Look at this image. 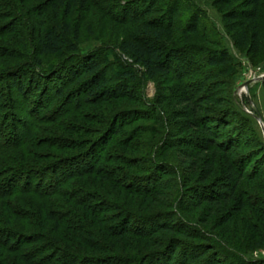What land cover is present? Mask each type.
<instances>
[{
    "label": "trees",
    "instance_id": "obj_1",
    "mask_svg": "<svg viewBox=\"0 0 264 264\" xmlns=\"http://www.w3.org/2000/svg\"><path fill=\"white\" fill-rule=\"evenodd\" d=\"M140 1L141 8L127 7L123 22L142 23V31L119 44V50L140 70L108 75L111 70H104L105 62L86 58L64 78L68 82L57 88L52 99L80 109L75 96L82 93L87 104L101 107L109 101H136L131 83L138 76L167 86L171 96L163 95L153 104L163 118L153 115V119L167 132L166 138L173 134L176 140L164 144L167 150L161 158L153 152L158 144L153 146L146 156L149 173L136 177L126 175L125 169L137 171L142 160L132 161L122 153L111 158L110 148L121 146L124 129L151 117L148 113L115 114L102 134L109 137L103 140L101 135L96 141L97 130L91 138L79 140L74 124L60 122L58 114L64 111L60 114L67 117L68 110L49 112L52 104L38 110L43 93L37 94L38 109L29 110L24 121L15 115L17 98H26L34 84L39 88L43 82L55 85L56 76L61 83L65 74L57 70L61 64L49 67L44 60L79 54L82 23L78 14L106 10L118 0H0V47L10 49L5 56L0 53V84L1 77H6L9 80L2 85L15 90L5 99L0 93V264H223L222 259L232 264H264L247 259L248 252L264 249V143L252 139L250 145L254 143L258 152L248 156L249 162L248 157L241 158L246 140L230 119L232 110L225 109L230 101L221 96L232 91L229 83L236 73L235 60L220 41L213 42L204 61L211 75L202 76L203 86L209 83L217 93L210 94L203 86L191 89L192 69L199 66V58L190 53L198 48L182 46L183 39L206 41L200 24L206 14L189 3V15L180 28L182 9L176 6L177 0ZM209 1L222 13L236 48L255 60L264 56V0ZM102 3H106L103 8ZM156 13L163 15L162 20L146 18ZM108 16L117 18L112 10ZM167 106L174 111L168 112ZM5 117L13 122L11 131L2 121ZM30 119L36 123L26 124ZM119 121H123L121 128ZM171 121L176 123L172 130ZM19 124L26 128L24 137L16 127ZM136 135L130 134V140ZM125 143V149H131L130 142ZM174 144L180 166L168 160ZM110 164L117 165L115 175L108 171ZM64 166L68 168L65 175L59 172ZM116 177L120 191L134 204L141 199L147 215L135 218L125 206L111 202V196L89 189L93 183L99 191H113ZM146 182L155 186L135 188ZM82 186L89 191L79 189ZM79 194L85 198H77ZM179 247H185L181 253Z\"/></svg>",
    "mask_w": 264,
    "mask_h": 264
},
{
    "label": "rangeland",
    "instance_id": "obj_2",
    "mask_svg": "<svg viewBox=\"0 0 264 264\" xmlns=\"http://www.w3.org/2000/svg\"><path fill=\"white\" fill-rule=\"evenodd\" d=\"M117 1V0H116ZM176 1V0H175ZM128 3V5H127ZM141 1L140 0H118L117 4L114 6L112 4L109 5L111 7H107L109 12L112 10L114 14H117V18H111L108 16L109 12L106 10H98V11H91V12H81L78 14V21L82 23V31H81V45H80V52L78 55L74 56H68V59H58V58H46L44 60L45 65L52 67L59 66L57 68L58 72L63 71L62 76L59 74V77L56 78V82H58L55 85H50L49 83L46 85L45 82L41 83L43 86L39 88L41 85L34 84L31 91H28L27 97H18V107H17V113L15 114L16 117L19 119L20 122L22 120L24 121L26 117V113L29 110L38 109L36 107V101L38 100V95H43V100H38V104H40V108L38 110H43L44 105L52 104L49 112H52L53 110L57 113L59 110H68L70 112V115L67 117H63L60 113H64V111H61L57 116L60 118V122L65 121V125L71 124L78 128L77 132H79V135L76 137V139L79 140H87L91 138V132L98 131L97 134L93 137V140L96 141L98 138L103 134L104 130L107 127V123L111 121L112 118H114L115 114H132L136 115L139 114V116H143V114L148 113L151 115V117L147 119H140L136 123H133L132 125L126 127L124 129V134L121 136V140L119 143L121 146H118L116 148H110V156L113 158V156L120 155V153L124 154L127 157H130L132 161L133 159H137L139 161L142 160L141 165L138 164L137 171H141V173H138L137 171H131L130 169L126 168V175L131 174L135 175L136 177H142L147 175L146 173H149V163L147 161L146 157L150 152L151 148L158 144L157 148L153 151L154 156L157 158H161L163 154L166 152V148L164 147V144L169 143L170 141L173 142L176 140V136L174 137L173 134H170L168 138H166V131L163 132L160 125H158V119H153V115L158 116L160 120H162V114L156 113L153 109V104L155 101L161 97L171 96V93L167 91L166 87L162 85L159 81H149V80H142L140 76H138L137 80L131 83L133 95L136 97V101H128L127 99H122L121 101H109L107 104L102 105L101 107L92 106L86 103V95L82 93L76 94L75 98L80 99V109L75 107L73 103H69L66 105V101L60 102V101H54L52 100L55 96V92L57 88L65 86L68 81L65 83V79L67 80L70 76V71L73 70V68H76L78 66H81L80 60H85L86 58H99L103 62H105V69H110L111 71L107 72L108 75H114L119 76L124 71L130 70V71H136L140 70L137 65H134L132 60H129L125 57V55L119 50V44L120 42L129 37L131 34L135 33H141L142 30H140V27L142 26V23L134 25L133 23H124L123 19L124 12L128 10V8H131L132 6H138L140 7ZM191 3L195 7L199 8L206 14V18L200 22L201 27L206 32V41H202L200 39H194L189 43L183 39V45H193L197 46L198 51H194L191 54L193 58H196L198 60V67H193V75L195 82L191 84V89H201L203 86V76L205 74L211 75V71L206 67L204 61L205 57L208 55V51L211 50V46L213 42L220 41L224 48H226L232 57L235 60L236 64V73L232 80L229 83V87H231L232 91L230 93H224L221 96L224 98V100H229L230 103H226V110H232L229 113L230 119L235 122V128L237 130L241 131L243 140L245 139L246 142H243L241 152L243 153L242 159L252 156L254 152H258L257 147L254 145H250V141L253 139L255 141L264 143V88H263V82H258L259 78L264 77V56H261L258 59H252L248 57L245 53L240 52L234 42L232 41L231 37L227 34L224 24H223V18L222 13L218 10V8L214 7L213 3L209 0H177V5L181 7L182 12L180 14L182 20V25L178 22V27H182L185 23V19L189 13L186 10V6ZM103 6H106V3H102ZM128 7V8H127ZM114 8V9H113ZM127 8V9H126ZM160 12V9H158ZM143 12V8L141 10ZM139 15V14H138ZM161 14L156 13L155 15L148 16V20H162ZM30 20H34L32 17L29 18ZM184 21V22H183ZM184 27V26H183ZM182 27V28H183ZM202 35H204L202 33ZM181 39V37H180ZM182 41V39H181ZM4 45V44H3ZM8 46L6 48L0 47V53L5 56ZM14 50L16 48L14 47ZM1 55V56H2ZM201 57V58H200ZM203 57V62H202ZM201 60V61H200ZM8 62L16 63V60L14 59H8ZM76 72V71H75ZM140 72V71H139ZM19 75V72H18ZM65 78V79H64ZM2 83L0 84V93H4L6 98V94L9 91L15 92V90H12L10 85L4 86L2 84L7 83L9 79H6V77H1ZM47 81L50 79H46ZM64 81V82H63ZM9 83V82H8ZM249 83V85H247ZM10 84V83H9ZM2 85V86H1ZM27 86V85H26ZM206 88V92L210 94H216L213 90L212 86H209V83H206L204 86ZM228 87V89H229ZM177 91V90H176ZM179 91V90H178ZM200 91V90H199ZM73 92V96L75 93ZM213 92V93H212ZM39 93V94H38ZM38 94V95H37ZM52 100V101H51ZM8 102V99L6 100ZM51 101V102H50ZM16 105V103H15ZM168 112H173L174 108H169ZM2 108V107H0ZM78 109V110H77ZM53 111V112H54ZM220 111V110H219ZM39 114V113H38ZM49 114V113H48ZM61 116V117H60ZM154 116V117H155ZM142 118V117H140ZM259 118H261L262 123L259 122ZM3 123H5V126L7 127L9 131L12 130L13 122L11 119L5 117L2 118ZM36 123L35 120L30 119L29 123ZM120 123L117 125L118 127H122L123 121H119ZM24 123V122H23ZM163 123L166 124L165 121ZM20 125V124H19ZM62 125V124H61ZM45 126V125H44ZM176 126L175 122H169V128L173 129V127ZM18 130L23 131L21 137H24L26 134V128L22 125L16 126ZM171 129V130H172ZM110 130V129H108ZM59 132V131H58ZM83 132V133H82ZM109 132V131H108ZM107 132V133H108ZM63 133V131H62ZM61 133V135H62ZM110 133V132H109ZM130 134H137L136 138L134 140H130L129 137ZM102 135V136H103ZM176 135V134H175ZM69 136L64 133V137ZM73 136V135H72ZM75 136V135H74ZM93 136V135H92ZM109 135L103 136V140L107 139ZM174 137V138H173ZM67 139V138H66ZM102 140V141H103ZM248 140V142H247ZM93 141V142H94ZM125 142H130L129 145L131 146V149L126 150L125 147L128 145ZM99 143V142H98ZM99 149V147H97ZM185 149L187 147H184ZM96 149V148H95ZM94 152H97V150ZM158 150V151H157ZM261 150V149H260ZM178 151V146L174 144V147L172 150L168 152L170 154L169 156V162L176 166H180V161L178 162L176 153ZM95 154V153H93ZM108 155V153H107ZM84 158H81L80 160H83ZM247 162L250 161V158H246ZM79 160V161H80ZM138 161V162H139ZM136 162V161H135ZM79 163H82L80 161ZM117 165L110 164L108 165V171H113L114 175L117 173L116 171ZM253 168V167H252ZM68 171L67 166H64L59 169V172H62V174ZM144 172V173H143ZM113 175V174H111ZM150 177V176H149ZM128 180V179H125ZM37 182V181H36ZM34 182V184L36 183ZM127 182V183H126ZM113 184V191L110 192H104L99 191V188L97 186H94V184H91V188H89L91 191L96 192L98 195H103L105 198H109L111 196L113 200L111 202L119 203L122 206H125L126 209H129L133 216L135 218H138V216H145L147 215L146 211L141 209L142 201L141 199H137V203H132V198L127 196L126 193H123L120 191L119 184L121 183L118 177L114 179ZM124 184H129V181H125ZM155 183H141L140 185H136L135 188H143V186L146 187H154ZM157 185V184H156ZM81 186V185H80ZM109 186V185H108ZM86 187L82 186L79 187V189L86 190ZM85 188V189H84ZM72 193L71 189L69 191ZM249 194H250V201L253 203V188H249ZM79 199H84L83 194H79L77 196ZM104 198V199H105ZM108 199V200H110ZM188 201V197H186V201ZM102 209V208H101ZM103 210V209H102ZM128 210V211H129ZM64 212L65 209H62ZM66 212V211H65ZM250 214V213H248ZM247 217V216H246ZM244 217V218H246ZM165 218V217H163ZM248 218V217H247ZM166 220V219H163ZM250 220V219H249ZM158 221L155 222H159ZM245 221V220H243ZM139 222V221H138ZM196 223V222H195ZM246 222H244L245 224ZM241 227V225H240ZM187 243L185 242L182 244V246H186ZM185 248V247H183ZM182 247H179L177 249V252L181 253ZM181 249V250H180ZM247 259L251 262H261L264 261V249L258 250L256 252L250 251L247 254ZM223 264H232L233 261L228 260L225 261L222 259Z\"/></svg>",
    "mask_w": 264,
    "mask_h": 264
},
{
    "label": "water",
    "instance_id": "obj_3",
    "mask_svg": "<svg viewBox=\"0 0 264 264\" xmlns=\"http://www.w3.org/2000/svg\"><path fill=\"white\" fill-rule=\"evenodd\" d=\"M256 81H258V82H264V77H262V78H259V79H258V80H256ZM247 85H249V83H248ZM258 120H259V122H261V123H262V120H261V118H259Z\"/></svg>",
    "mask_w": 264,
    "mask_h": 264
}]
</instances>
